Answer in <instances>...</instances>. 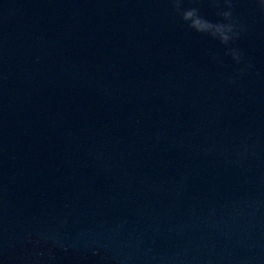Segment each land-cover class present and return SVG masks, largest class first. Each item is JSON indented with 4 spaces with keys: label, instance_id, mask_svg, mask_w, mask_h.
I'll return each mask as SVG.
<instances>
[{
    "label": "water",
    "instance_id": "water-1",
    "mask_svg": "<svg viewBox=\"0 0 264 264\" xmlns=\"http://www.w3.org/2000/svg\"><path fill=\"white\" fill-rule=\"evenodd\" d=\"M232 3L225 46L172 0H0V264H264V11Z\"/></svg>",
    "mask_w": 264,
    "mask_h": 264
},
{
    "label": "clouds",
    "instance_id": "clouds-1",
    "mask_svg": "<svg viewBox=\"0 0 264 264\" xmlns=\"http://www.w3.org/2000/svg\"><path fill=\"white\" fill-rule=\"evenodd\" d=\"M209 3L217 9L221 8L222 3L227 7L228 10L218 11L217 13V15L223 18L221 22L214 23L209 21L201 16L199 9L196 7L185 9L183 7V0H172L176 12L190 29L201 34H206L213 39L219 40L223 45L228 46L230 42L239 39L240 36L238 22L232 12V0H209ZM258 3L261 11H264V0H258ZM226 54L231 55L237 63L243 62V53L237 48H229ZM229 82L235 83V80H230ZM41 239L47 240L50 238L41 237L33 240L31 235L28 237L29 242L37 245L41 243ZM42 256L43 253H37L35 258L30 260L29 264H42Z\"/></svg>",
    "mask_w": 264,
    "mask_h": 264
}]
</instances>
